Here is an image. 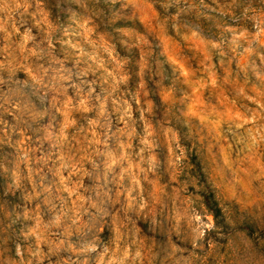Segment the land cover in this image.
I'll return each mask as SVG.
<instances>
[{"label": "rangeland", "instance_id": "obj_1", "mask_svg": "<svg viewBox=\"0 0 264 264\" xmlns=\"http://www.w3.org/2000/svg\"><path fill=\"white\" fill-rule=\"evenodd\" d=\"M162 6L0 0V264H264V0Z\"/></svg>", "mask_w": 264, "mask_h": 264}, {"label": "trees", "instance_id": "obj_2", "mask_svg": "<svg viewBox=\"0 0 264 264\" xmlns=\"http://www.w3.org/2000/svg\"><path fill=\"white\" fill-rule=\"evenodd\" d=\"M156 1L158 3V9L160 11H164L162 4H163V2L168 1V0H156ZM205 1H208V0H205ZM175 8H176L175 4L171 5L170 6L171 12H174ZM184 13L185 14H183V16H182L183 19L196 20L202 25V27H204V28L208 27L204 18H202L201 20H198V18L196 16V11H193V12L189 11V12H184ZM216 17H218L220 20H223L221 14H216ZM202 22H204V23H202ZM226 24L228 26L238 25L233 20H229L228 22H226ZM134 26H138V24L134 23L133 21L126 20L124 18L109 24V27L111 30L118 29V28H127V27L133 28ZM118 51L120 52V54L122 56L130 57V55L127 54V52H126V49L123 48L121 44H118ZM203 203L206 206V208L208 209V211L210 212V214L214 217L216 225H218L220 223L219 217L221 216V209L219 208L218 202L215 199L214 195L208 194V195L203 196Z\"/></svg>", "mask_w": 264, "mask_h": 264}, {"label": "clouds", "instance_id": "obj_3", "mask_svg": "<svg viewBox=\"0 0 264 264\" xmlns=\"http://www.w3.org/2000/svg\"><path fill=\"white\" fill-rule=\"evenodd\" d=\"M94 250H95L94 248L89 249V251H94Z\"/></svg>", "mask_w": 264, "mask_h": 264}]
</instances>
